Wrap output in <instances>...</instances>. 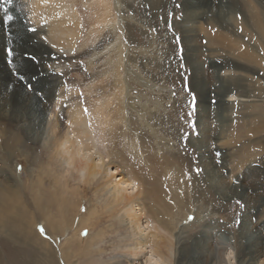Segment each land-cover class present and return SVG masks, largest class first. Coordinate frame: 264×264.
Returning <instances> with one entry per match:
<instances>
[{
    "label": "rangeland",
    "instance_id": "374dc122",
    "mask_svg": "<svg viewBox=\"0 0 264 264\" xmlns=\"http://www.w3.org/2000/svg\"><path fill=\"white\" fill-rule=\"evenodd\" d=\"M60 1L78 11L81 33L72 47L62 46L53 55L52 67L88 113L115 92L110 58L122 46L121 71L129 105L123 125L130 126L126 137L141 152L150 150L147 157L157 158L148 160L144 154L130 170L145 183L143 228L148 227L151 239L155 230L149 228V221L159 227L160 241L167 246L165 264H264V54L260 49L264 39L256 32L258 22L264 21V0H197L196 9L190 7L191 0H109L112 15L107 24L102 0ZM11 28L6 18H0V30L9 34ZM245 52L255 58L246 59ZM8 57L1 44L0 90L9 89L5 91L9 104L19 111L12 81L20 70L38 87L41 60L37 55L28 60L20 55L11 65ZM36 86L28 84L20 90L30 92L24 99L40 116L42 95ZM230 91L233 104L226 102ZM96 121L92 117L94 125ZM22 127L19 118L0 116V183L13 185L20 177L36 182L51 170L63 186L84 185L68 167L50 161L42 136L36 139L31 134L26 142ZM123 138L120 129L107 138L109 150L125 152ZM244 150L260 151L245 156L239 167ZM125 158L130 162L131 154L124 153L123 163ZM204 167L217 178L216 186L209 185ZM125 174H116L117 179ZM106 183L94 180L84 192V187L72 192L63 187L57 200L63 209L59 215L55 207L48 213L51 220L70 228L62 244L74 243V264H100L99 259L131 264L130 244L141 241L127 240L121 226L126 209L112 200ZM245 220L246 229L241 230ZM7 229L0 224V264H31V254L37 258V250L18 244L16 230ZM83 239L92 243L88 250L81 246ZM146 246L142 263L151 254L157 257L151 251L156 244L147 240ZM253 258L256 261L250 263Z\"/></svg>",
    "mask_w": 264,
    "mask_h": 264
},
{
    "label": "bare ground",
    "instance_id": "6f19581e",
    "mask_svg": "<svg viewBox=\"0 0 264 264\" xmlns=\"http://www.w3.org/2000/svg\"><path fill=\"white\" fill-rule=\"evenodd\" d=\"M191 3H193L190 5L192 9H196L199 6L197 0H191ZM102 4V18L103 22L107 24L112 15V4L109 0H102ZM0 10L3 14H0L1 19H7L8 16L13 17L12 20L7 19L9 25L12 27L11 31L9 30V34H7V30H0V45L6 46V49H13V54L9 56L10 58L8 57L7 62L10 60L11 65L18 63L17 57L20 55H25L27 60L30 56L37 55V58L41 60L40 70L37 72L38 80L41 82L38 87L33 81H28L23 78L20 70H16L18 79L15 76L12 84L18 94L15 98L18 100L19 111L12 108L9 104L11 102L10 96H7L9 89L5 88L6 90H0V114L3 112L1 115L4 117L7 114L13 115L23 122L22 132L25 135L24 139L26 142L31 141V134H35L36 139L42 136L47 146L45 150H48L50 154V161L53 164L60 162L61 165L68 167V171L77 174L79 182L84 184L74 189L70 188L72 186L68 182L63 186L61 179L54 177L51 170L50 172L42 173L45 175L39 176L40 178L36 182L27 181L20 177L13 185L9 182L6 185L0 183L1 226L8 228L9 231L16 230L14 233L20 236L18 244L37 250V258L31 254L33 260L31 264H34V260L35 264H74L72 261L75 257V247H72L74 243L67 241L62 244L64 242L62 238H67L66 234L70 233V228L66 229L67 226L64 227L61 222L51 220L48 213L52 212L53 207L56 208L54 210L56 214L63 209L64 205L61 206L57 203V200H61L59 196L62 193L63 187L67 190L71 189V192L72 190H81L84 187V192L88 186H91L90 184L94 180L97 182L107 180L105 186L106 191L115 203L119 204L122 209H126L124 212L126 220H123L124 224L121 226H123L125 232H127L126 234H128L127 240L133 241L137 238L141 239L140 242L130 244L131 264H165V258L168 256L164 249L167 246L160 241L159 227L149 221L151 224L149 228L155 230L153 233H150L152 234L151 239L147 237L146 230L148 227L146 229L143 228L144 222L142 219L141 205L145 193V183L143 184L141 177L134 175L131 172L132 170H130L136 162L141 161L142 155L150 150L141 152L134 143H129V138L126 137L130 126L126 128V125H123L129 105L126 102L127 93L124 92L127 88L125 86V76H123L124 74L121 71L122 64L124 63L122 46L120 45L117 54L115 53V56L110 58L111 64L114 65L111 70V75H115L113 76L115 92L111 97L109 96L108 101L104 105L96 106L88 113L83 102L78 100L75 93L66 89L62 77L52 67L54 62L53 55L57 56L58 50L62 46L70 45L72 47L74 39L78 38L79 33H81V18L78 11L73 6L66 5L60 0H12L11 3H7V0H0ZM195 18V14L191 15L190 21ZM31 28L37 30L35 34L29 31ZM10 32L15 34H10ZM256 32L260 38L262 37L264 39V21L258 22ZM42 37H47V39L44 40ZM262 47L264 48V45ZM263 48L260 49L264 54ZM59 55L62 54L60 53ZM243 57L246 59L249 58L250 60L255 58V56L247 52L243 54ZM261 67L264 69V63ZM33 80L35 81L34 78ZM28 84H32L34 87L36 86L41 91L40 95H42L41 101L43 107L41 109L42 112L38 113L40 116H37L33 106L28 105L24 99L26 96H29L30 92L22 93L20 90L24 85L26 86ZM232 94L233 91H230V100L226 101L227 103L233 104L236 101L234 100L235 96ZM22 100L24 102L20 106ZM28 100L30 103L32 98H28ZM69 102L71 104L67 106ZM131 108L133 109L134 106H131ZM92 117H96L97 121L95 125L92 123ZM64 118L67 120V124L64 123ZM120 123H122L121 127L123 130L119 128ZM119 129L124 136L123 140L126 141L124 145L122 144L125 152H122V150H109L107 145L108 141L106 139L109 137L113 138V135L115 136L119 133ZM259 151L244 150L243 156L239 157L238 166L241 167V163L245 161V156L256 155ZM124 153L125 155L126 153L127 155L131 154L130 162L127 158H125L126 162H122ZM208 153L210 154V152ZM151 156L152 154L147 157L146 154L145 158L150 160ZM222 156L224 158L226 157L224 154ZM155 159L157 160L156 157ZM159 163L170 166L160 161ZM203 169L210 183L209 185L216 186L218 183L217 178L211 176L208 172V167H204ZM126 170L127 172H125ZM174 170L172 169V171ZM122 173L127 174L124 176L120 175V179H117L118 176L116 174L119 175ZM62 195L63 193L61 197ZM46 197H49V199H46L48 202L43 204ZM56 204L59 207H56ZM90 206L94 207L93 204ZM27 207H31L34 211H30ZM95 209L99 212L96 207ZM30 212L31 215H28ZM63 212H61V215H63ZM37 224L42 225L43 234L41 230L38 231ZM246 225L245 220L241 230H245ZM2 231L4 232L5 230ZM61 234H64V237ZM147 240H152L156 244L157 249H152L151 251L157 257L153 258L151 254L142 263L141 259L148 248L146 246ZM80 242L81 246H85V250H88V246L92 244L88 239L80 240ZM161 244L163 246H160ZM26 252L29 253L30 251ZM88 252L91 254V250ZM251 261L254 262L256 259L249 260L250 263ZM99 262L100 264H124L123 261L108 262L100 261V259Z\"/></svg>",
    "mask_w": 264,
    "mask_h": 264
},
{
    "label": "snow or ice",
    "instance_id": "6c2138e0",
    "mask_svg": "<svg viewBox=\"0 0 264 264\" xmlns=\"http://www.w3.org/2000/svg\"><path fill=\"white\" fill-rule=\"evenodd\" d=\"M11 2H12V0H7V3H11ZM7 19L8 20H12L13 17L8 16ZM29 31L35 34L37 30L35 28H31V29H29ZM42 39L46 40L47 37H42ZM6 53H7V55L11 56L13 54V49H6ZM29 90H31V87H29ZM193 100H195V97H193ZM217 155H219V153H217ZM196 171H197V174H199V172L201 171V169H197ZM237 203H240V202L237 201ZM41 232L43 234V228H41Z\"/></svg>",
    "mask_w": 264,
    "mask_h": 264
}]
</instances>
